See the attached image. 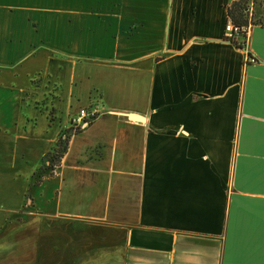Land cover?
<instances>
[{
	"label": "crops",
	"instance_id": "crops-1",
	"mask_svg": "<svg viewBox=\"0 0 264 264\" xmlns=\"http://www.w3.org/2000/svg\"><path fill=\"white\" fill-rule=\"evenodd\" d=\"M237 1L0 0V177L32 193L0 264H264V0L244 49Z\"/></svg>",
	"mask_w": 264,
	"mask_h": 264
},
{
	"label": "rangeland",
	"instance_id": "rangeland-1",
	"mask_svg": "<svg viewBox=\"0 0 264 264\" xmlns=\"http://www.w3.org/2000/svg\"><path fill=\"white\" fill-rule=\"evenodd\" d=\"M39 76L35 79V81L39 80ZM80 131V130H79ZM78 131V132H79ZM68 139L70 138L69 135ZM62 138V137H61ZM67 139V141H68ZM66 141V142H67ZM60 142L63 145L62 139ZM58 151V147L55 149V152L49 154L46 158V161L43 166L44 171L54 169H50L51 160L54 161L52 158L56 155ZM34 154V152H32ZM9 169V176L4 178L0 177V241L6 243L9 246L8 250V258L10 262H14L15 256V249H14V242H15V235L16 229L15 224L19 217L18 211L21 206L27 205L30 207L31 203L30 200L32 198L31 188L29 182H24V177L27 176L25 173L27 168L21 169L18 168L15 171H12L11 165L8 167ZM19 175L22 176L19 177ZM27 198V203H26ZM25 234V233H24ZM14 264V263H13Z\"/></svg>",
	"mask_w": 264,
	"mask_h": 264
},
{
	"label": "built area",
	"instance_id": "built-area-1",
	"mask_svg": "<svg viewBox=\"0 0 264 264\" xmlns=\"http://www.w3.org/2000/svg\"><path fill=\"white\" fill-rule=\"evenodd\" d=\"M256 0H249L248 9L246 14L248 15V24L241 25L234 22L232 18H229L225 25V40L229 43L246 42V39L255 26V9ZM100 114L99 108L91 107L89 109L83 108L79 111V115L71 121V130L78 132L87 126L91 121L96 119ZM63 143L67 141L68 136L65 135L62 138Z\"/></svg>",
	"mask_w": 264,
	"mask_h": 264
},
{
	"label": "trees",
	"instance_id": "trees-1",
	"mask_svg": "<svg viewBox=\"0 0 264 264\" xmlns=\"http://www.w3.org/2000/svg\"><path fill=\"white\" fill-rule=\"evenodd\" d=\"M248 4L249 0H239L235 2L232 7L228 11L229 18H232L235 23L241 24V25H246L248 24V15L246 14V10L248 9ZM235 45L237 48L244 49L246 47L245 42H239V43H232ZM66 142L62 143L60 142L58 144V151L56 152V155H54L52 158L54 159L51 160V166L50 169H54L58 163H60L62 155L66 151ZM55 152V150H54ZM40 181H38L39 183Z\"/></svg>",
	"mask_w": 264,
	"mask_h": 264
}]
</instances>
